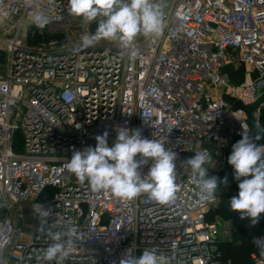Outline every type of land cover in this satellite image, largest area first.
<instances>
[{
	"label": "built area",
	"instance_id": "obj_1",
	"mask_svg": "<svg viewBox=\"0 0 264 264\" xmlns=\"http://www.w3.org/2000/svg\"><path fill=\"white\" fill-rule=\"evenodd\" d=\"M158 2L163 35L155 43L138 37L131 56L108 41L81 49L95 22L70 16L68 0H0V13H8L0 15V264H37L50 243L37 219L29 229L21 223L33 213L22 208L28 201L52 209L53 230H77L63 264H120L145 249L165 264H232L222 254V217L211 218L219 191L201 200L181 162L207 149L215 163L209 175H221L226 148L250 132L247 107L256 105L252 118L261 115L264 0ZM35 12L46 13L47 27L63 30L65 40L30 44ZM240 66L248 71L238 83L227 68ZM120 127L140 129L177 154L175 203L147 195L123 202L67 170L74 151L95 147L105 132L111 147Z\"/></svg>",
	"mask_w": 264,
	"mask_h": 264
},
{
	"label": "clouds",
	"instance_id": "obj_2",
	"mask_svg": "<svg viewBox=\"0 0 264 264\" xmlns=\"http://www.w3.org/2000/svg\"><path fill=\"white\" fill-rule=\"evenodd\" d=\"M35 0H24L32 6ZM52 0H49L51 4ZM68 14L80 17L89 25L97 23L95 33L81 37L80 48L94 47L100 41L114 43L120 50L135 56L133 45L138 37L150 38L155 43L166 27L165 13L158 0H68ZM7 16V12L0 13ZM31 22L39 30L49 23L44 12H35ZM264 136L246 134L233 145L228 163L234 169V178L239 181L238 194L229 201L230 210L238 212L240 219H248L254 227L264 214ZM95 147L88 146L73 152L66 165L81 183L87 182L94 193L108 191L123 202H131L141 195L161 205L176 202L177 154L156 139L142 136L140 129L120 127L116 131L113 145H108V132L95 137ZM139 157V158H137ZM146 174L140 169L149 164ZM190 170V180L196 186L201 200H214L220 184H227V178L209 176V169L215 167L213 156L207 150L181 162ZM39 229L50 241L37 256V264H63L69 249L78 239L77 230H53L48 220L52 209L42 204L32 205ZM252 244L264 257V235L253 237ZM120 264H162L156 249H145L138 257L125 254Z\"/></svg>",
	"mask_w": 264,
	"mask_h": 264
},
{
	"label": "trees",
	"instance_id": "obj_3",
	"mask_svg": "<svg viewBox=\"0 0 264 264\" xmlns=\"http://www.w3.org/2000/svg\"><path fill=\"white\" fill-rule=\"evenodd\" d=\"M48 27L46 26L43 30H39L32 25L28 31V41L30 44H37L47 39V36L51 39L49 33H47ZM232 79L236 82H241L244 79L245 72L244 67L238 70H234L231 67L227 68ZM264 102V91L260 96L257 104ZM256 105L248 106L247 110L250 114V132L248 134H260L264 136V107L261 109V116L258 123L252 118V112ZM241 137H238L233 143L226 148L227 157L232 152L233 145L238 142ZM259 143H264V139H261ZM227 178V184L219 185V194L221 198L220 205L215 209V213L221 217L228 219L232 223L233 241L222 245V254L225 261H230L232 264H254L252 254L261 257L256 247L252 244L253 237L264 235V214L261 215L260 221L254 227H250V221L248 219L241 220L238 212L230 210L229 201L233 196L238 194V184L234 178V169L228 163L226 170L220 175L221 180Z\"/></svg>",
	"mask_w": 264,
	"mask_h": 264
},
{
	"label": "rangeland",
	"instance_id": "obj_4",
	"mask_svg": "<svg viewBox=\"0 0 264 264\" xmlns=\"http://www.w3.org/2000/svg\"><path fill=\"white\" fill-rule=\"evenodd\" d=\"M71 24H73V23H71ZM69 30L71 31V33H72V36L73 37H75L76 39H78L79 38V31H77V30H75V29H70L69 28ZM61 31H63V30H61ZM61 31H57V32H55V30H51L49 27H48V29H47V33H49L50 34V36L52 37L51 39L49 38V36H47V39L45 40V41H43V42H40V43H37V44H32V45H39V44H42V43H50V42H52V41H59V42H63L65 39H64V35L62 34V32ZM86 33V32H85ZM30 43V42H29ZM241 67H244V72H245V76H244V79L242 80V81H245L246 80V73H247V71H248V67H246V66H240L239 67V69L241 68ZM261 116V115H260ZM260 116H258V117H256L255 119L253 118V120L256 122V123H258L259 122V120H260ZM210 177L211 176H217V177H219L220 178V175L218 176V175H216V174H214V173H212L211 175H209ZM221 179V178H220ZM22 205V208L23 209H29L30 210V208L32 209V205H33V201H28V202H25V203H23V204H21ZM31 212H33V211H31ZM218 216H220L219 214H216L215 212H212L211 213V218L212 219H216V217H218ZM36 220V218L34 217V214L33 213H31V214H29V215H25L22 219H21V223L23 224V225H25L28 229L29 228H31V225L33 224V222ZM220 220V224H221V228L223 229V232H222V234H223V236H222V239H223V244L222 245H225V244H228V243H230V242H232L233 241V230L230 232L229 231V228H231L232 229V225L230 224V221L228 220V219H226V218H220L219 219ZM228 227V228H227ZM227 229H228V232H227ZM162 264H165L164 262H162Z\"/></svg>",
	"mask_w": 264,
	"mask_h": 264
},
{
	"label": "water",
	"instance_id": "obj_5",
	"mask_svg": "<svg viewBox=\"0 0 264 264\" xmlns=\"http://www.w3.org/2000/svg\"><path fill=\"white\" fill-rule=\"evenodd\" d=\"M97 28H98V24L97 23H94L91 27H90V31H91V33H95V31L97 30ZM79 30H81V29H79Z\"/></svg>",
	"mask_w": 264,
	"mask_h": 264
}]
</instances>
